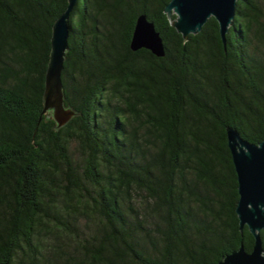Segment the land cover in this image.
<instances>
[{
  "label": "trees",
  "instance_id": "trees-1",
  "mask_svg": "<svg viewBox=\"0 0 264 264\" xmlns=\"http://www.w3.org/2000/svg\"><path fill=\"white\" fill-rule=\"evenodd\" d=\"M170 0H78L64 103L43 112L52 26L67 0H0V264H217L240 231L226 128L264 139V0H237L220 38L188 40ZM165 55L132 51L138 16ZM264 248V230L260 232Z\"/></svg>",
  "mask_w": 264,
  "mask_h": 264
},
{
  "label": "water",
  "instance_id": "water-1",
  "mask_svg": "<svg viewBox=\"0 0 264 264\" xmlns=\"http://www.w3.org/2000/svg\"><path fill=\"white\" fill-rule=\"evenodd\" d=\"M67 1L66 10L52 26L51 51L42 96L43 112H50L56 123V130L77 115L65 106L61 78L69 50L68 20L78 0ZM236 3L237 0H170L164 13L170 25L185 41L190 35L199 33L210 18H214L218 23L220 38L225 43V35L235 17ZM130 49H146L156 57L165 55L163 39L145 14L136 19ZM226 133L238 184L239 199L235 212L240 231L247 227L254 237V246L251 252H247L241 243L237 250L226 255L217 264H264V248L260 236V232L264 230V139L255 145L244 140L234 128L227 127Z\"/></svg>",
  "mask_w": 264,
  "mask_h": 264
}]
</instances>
